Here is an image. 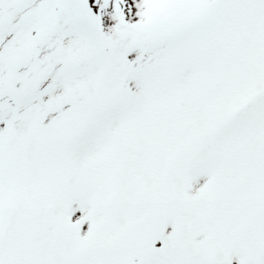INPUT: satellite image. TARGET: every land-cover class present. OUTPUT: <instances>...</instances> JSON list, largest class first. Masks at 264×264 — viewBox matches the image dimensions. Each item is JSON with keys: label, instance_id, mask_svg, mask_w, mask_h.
<instances>
[{"label": "snow or ice", "instance_id": "6c2138e0", "mask_svg": "<svg viewBox=\"0 0 264 264\" xmlns=\"http://www.w3.org/2000/svg\"><path fill=\"white\" fill-rule=\"evenodd\" d=\"M0 264H264V0H0Z\"/></svg>", "mask_w": 264, "mask_h": 264}]
</instances>
